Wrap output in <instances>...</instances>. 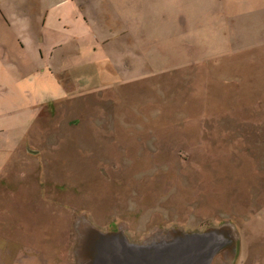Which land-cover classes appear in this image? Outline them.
I'll return each instance as SVG.
<instances>
[{
  "label": "rangeland",
  "instance_id": "obj_1",
  "mask_svg": "<svg viewBox=\"0 0 264 264\" xmlns=\"http://www.w3.org/2000/svg\"><path fill=\"white\" fill-rule=\"evenodd\" d=\"M108 1L55 73L0 61V264L203 232L264 264V0Z\"/></svg>",
  "mask_w": 264,
  "mask_h": 264
},
{
  "label": "crops",
  "instance_id": "obj_2",
  "mask_svg": "<svg viewBox=\"0 0 264 264\" xmlns=\"http://www.w3.org/2000/svg\"><path fill=\"white\" fill-rule=\"evenodd\" d=\"M109 8L108 0H0V61L47 62L49 71L55 73L56 50L78 47L73 53L85 54L84 45H90L91 37L101 31ZM117 11L122 16L119 8ZM36 73L41 72L37 69ZM233 253L252 254L240 249ZM260 256H255L258 262Z\"/></svg>",
  "mask_w": 264,
  "mask_h": 264
},
{
  "label": "water",
  "instance_id": "obj_3",
  "mask_svg": "<svg viewBox=\"0 0 264 264\" xmlns=\"http://www.w3.org/2000/svg\"><path fill=\"white\" fill-rule=\"evenodd\" d=\"M28 153L37 155L39 151L29 148ZM224 239L216 238L212 232H203L142 247L113 243L104 248L96 264H210L226 243Z\"/></svg>",
  "mask_w": 264,
  "mask_h": 264
},
{
  "label": "flooded vegetation",
  "instance_id": "obj_4",
  "mask_svg": "<svg viewBox=\"0 0 264 264\" xmlns=\"http://www.w3.org/2000/svg\"><path fill=\"white\" fill-rule=\"evenodd\" d=\"M213 240H215V239H213ZM217 240H215V242H216Z\"/></svg>",
  "mask_w": 264,
  "mask_h": 264
}]
</instances>
